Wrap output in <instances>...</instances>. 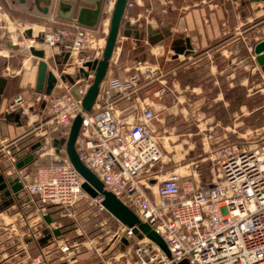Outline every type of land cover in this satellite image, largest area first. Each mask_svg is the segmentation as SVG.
<instances>
[{"label": "crops", "instance_id": "crops-1", "mask_svg": "<svg viewBox=\"0 0 264 264\" xmlns=\"http://www.w3.org/2000/svg\"><path fill=\"white\" fill-rule=\"evenodd\" d=\"M112 1L0 0V38L5 35L9 38L7 44L0 42V60L3 62L0 73V193L8 201V207L17 210L16 216L21 215V224L27 223L26 236L32 229L40 231L38 226L48 229L50 225L44 219L36 222L34 215L39 202L25 191L23 185L31 179L35 165L52 162L57 153L66 156L64 146L56 148L54 144L66 137L52 131L48 123L47 103L37 102L44 90H35L39 57L33 56L29 49L32 47L44 51L42 59L47 64V71L56 78L50 94L67 89L76 93L80 78L71 82L67 76L74 78L79 67L78 61L93 55V50L87 48L68 53L61 48L51 49L43 43V35L75 22L93 31L97 40L103 43L108 31ZM9 26L12 28L8 29ZM186 37L190 40L191 52L178 54L173 59L171 41ZM262 40L264 0H127L105 78L127 77L135 72L136 64L141 62L143 67L162 72L166 91L157 94L159 84L143 79L137 90L128 97H115L113 111L118 117L136 121L143 108H151L155 115L151 121L152 133L157 138L162 154L158 162L172 159L176 168L170 172L177 173L181 179L190 178L193 184L202 186L194 173L177 172L186 166H179L175 154L170 158L165 156L166 159L163 155L178 150L179 145L174 141H225L231 135L228 130L239 127L240 117L246 108L247 65L254 63L256 70L259 68L264 72L257 64L254 53L255 45ZM202 67L205 68L203 72L200 69ZM62 76L64 79H61ZM204 80L212 83L211 96L202 84ZM219 80L230 82L227 90L237 87L238 93L242 91L243 103L238 102L237 110L231 111L230 100L224 97L223 88L217 84ZM18 95L32 104L26 115L17 111L8 112L10 102ZM217 108H221V111ZM224 112L237 114L232 126L226 124L224 116L218 115ZM29 154L33 155V159L25 162ZM151 169L144 174L146 177L154 174ZM12 175L22 184V188L16 192L11 190L6 181ZM148 183L154 191L157 182L149 178ZM149 193L154 198L150 190ZM52 208L58 207L48 209L51 219L54 212ZM5 217L6 226L9 220L15 218L7 214ZM108 223L113 226L114 232L120 226L118 221L111 219ZM56 228L60 230L59 236L54 237L50 232L44 236H51V239L66 238L68 228L60 225ZM72 230L80 232L78 228L72 227ZM80 236L89 239L85 231L78 234L81 239ZM96 237L90 241L96 244L97 256L101 255V251L103 254L111 253L116 248L121 251L133 240L117 235L111 236L108 243L103 242L101 235ZM121 254H116L112 262L101 258L91 263L124 264L118 263ZM130 258L132 260V253Z\"/></svg>", "mask_w": 264, "mask_h": 264}, {"label": "built area", "instance_id": "built-area-1", "mask_svg": "<svg viewBox=\"0 0 264 264\" xmlns=\"http://www.w3.org/2000/svg\"><path fill=\"white\" fill-rule=\"evenodd\" d=\"M104 42L100 43L93 31L75 22L43 35V43L51 49L61 48L71 53L91 48L93 55L81 58L79 66L100 58ZM142 65L138 62L135 72L127 77L104 78L90 111H82L81 100L92 72L78 81L77 96L67 89L37 98V102L47 103L52 131L65 137L73 118L81 114L75 140L78 157L99 178L104 189L117 196L166 243L169 256L151 240L138 238L132 228L118 222L120 226L113 236L136 240L129 264H177L183 260L188 264H264V142L248 148L232 144L216 148L208 156L212 180L202 186L193 184L190 178L181 179L174 172L161 179L155 173L146 177L144 174L162 156L151 128L154 111L143 108L136 121L118 117L113 111L115 97H128L143 79L159 84L157 94L165 93L162 72ZM30 106L18 95L10 102L8 112L26 115ZM149 178L157 182L154 191L149 187ZM82 182L67 157L58 153L52 162L35 165L31 179L23 188L39 202L34 215L36 222L48 214L50 207L68 209L81 200H89L88 205L96 207L95 216L106 211L101 204L102 195L88 196L81 188ZM49 225L52 234L56 227ZM37 232L32 229L27 236L35 237ZM51 241H55L62 254L61 262L51 263L45 255L38 254L29 264L76 262L77 242L54 237Z\"/></svg>", "mask_w": 264, "mask_h": 264}, {"label": "rangeland", "instance_id": "rangeland-1", "mask_svg": "<svg viewBox=\"0 0 264 264\" xmlns=\"http://www.w3.org/2000/svg\"><path fill=\"white\" fill-rule=\"evenodd\" d=\"M11 28L12 27L9 26L8 29ZM8 39L9 38H7L6 35L2 36L0 42L7 44ZM2 67L3 62L0 60V73ZM200 69L201 72H203V70L205 71V68L203 67ZM246 73V108L244 114L240 117L241 123L239 127L228 130L231 134L230 137L225 141H174L173 143L179 145L178 150L171 154L166 153L165 155L164 153L163 156L169 158L175 154V160L179 163V166H186V168L177 171L179 174L185 173V171H190L191 173H194V176H196L195 179L198 180L201 185H205L212 180V165L208 157L209 153L222 145L232 144L238 147L248 148L264 142V72L259 68L256 70L254 63H249L247 65ZM155 83L158 84L157 82ZM202 84L207 87L208 95L211 96V81L204 80ZM217 84L223 88L222 91L224 97L230 100L231 111L237 110L236 107L238 102L241 104L243 103L242 91L238 93L237 87L234 90H227L228 84H230V82L227 81L219 80ZM217 109L221 111V108ZM233 114L234 113L226 114L224 112L219 113L218 115L224 116L225 122H227L226 124L232 126L235 121L234 116H237V114ZM238 120H236V123ZM163 142L166 143L168 141ZM64 143L65 138L55 141L54 144L55 147L58 148L63 147ZM164 159H166V157ZM165 161L155 163L151 169L159 176L162 175L160 178L176 168V164H174L172 159L170 161ZM7 202L8 201L5 199L4 195L0 193V264H29L30 259L38 254L45 255V258L51 263L61 262L60 258L62 254L56 248V243L54 241L49 242L51 236H44L45 233H49V230L43 228V226H38L37 229H41L40 231L38 230L40 232L39 234H37V232L35 237H32L31 234L30 236H26L27 223L25 224L24 222V226L21 224L20 221H23V219L19 220L21 215L17 214L16 216L17 210L8 207ZM88 204L89 200H81L75 206L69 207L68 209L52 208L51 210H54L52 217V223H54V226L57 227L60 225L68 228L65 237L70 241L79 244L78 253L74 255L76 259L74 264H90L93 262L92 260H99L101 258L111 261L116 254L120 253L122 254L118 258V263H131L132 260L130 255L136 243L135 239L131 240L129 245L124 247L123 250L120 249L121 251H118L116 248L111 253L103 254L104 252L102 253L101 251L103 248H101V255L98 256L95 251L96 244H87L90 240H93L95 236L98 237L99 235L102 236L103 242L105 241L109 243L111 241V236L114 234V228L112 229L113 226L111 227L108 222L110 219L117 221L106 211L101 215L95 216L94 213L96 207ZM6 214L9 217L15 216L14 219L12 218L8 221L9 224L7 226L5 224L7 223V218L5 217ZM100 223H102V225H99ZM72 227L78 228L80 230L79 233H84L85 231L89 239L85 240L83 236H80V239L78 237V232L73 231ZM86 252L88 253L87 255H85Z\"/></svg>", "mask_w": 264, "mask_h": 264}, {"label": "water", "instance_id": "water-1", "mask_svg": "<svg viewBox=\"0 0 264 264\" xmlns=\"http://www.w3.org/2000/svg\"><path fill=\"white\" fill-rule=\"evenodd\" d=\"M127 7V0H114L112 9L109 17L108 31L105 37L104 46L100 58L89 60L83 63L82 66L77 68V73L74 78L67 76L69 81L73 82V79L86 78L89 72H92L91 82L86 89V92L81 100L82 111H90L95 99L98 95L100 85L104 80L109 65V60L111 58L113 49L115 47L116 39L119 33L122 18L124 16ZM30 34V31H28ZM171 49L174 51L173 59L177 57L178 54H188L191 52V45L189 38L185 39H173L171 41ZM30 53L33 56L39 57L37 62V72L35 81V90L41 92L44 90V94L48 95L53 88L56 78L55 76L47 71V64L42 59L44 56V51L41 49L30 48ZM264 40L257 43L254 47L255 60L258 65H260L264 71ZM64 79V76L61 77ZM77 96L76 93H73ZM82 117L78 113L73 118L72 123L69 128L67 137L65 138L64 151L66 157L71 164V166L76 170V172L81 176L83 182L81 184L82 190L90 197H95L98 194L102 195V206L104 209L119 223L122 225L132 228V231L138 238L146 237L156 244L165 255L169 256V251L166 243L160 237V235L147 223L143 222L127 205H125L117 196L112 192L104 189L102 182L99 178L87 168L83 162L78 157L75 150V140L78 135ZM32 147L31 149H34ZM33 159V155L29 154L25 158V162ZM11 186V190L16 192V190L22 188L21 182L18 181L15 175H12L6 180ZM5 185V183H3ZM46 223H51L52 219L49 214L43 216ZM54 237L60 235L59 228H54L52 230ZM101 264V263H97ZM177 264H188L186 260H183Z\"/></svg>", "mask_w": 264, "mask_h": 264}]
</instances>
